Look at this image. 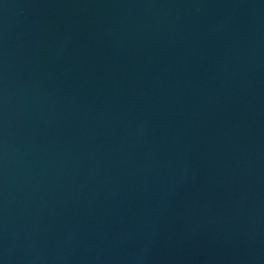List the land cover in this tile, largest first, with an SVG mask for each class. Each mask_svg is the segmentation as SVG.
I'll list each match as a JSON object with an SVG mask.
<instances>
[{"label":"water","instance_id":"95a60500","mask_svg":"<svg viewBox=\"0 0 264 264\" xmlns=\"http://www.w3.org/2000/svg\"><path fill=\"white\" fill-rule=\"evenodd\" d=\"M0 264H264V0H0Z\"/></svg>","mask_w":264,"mask_h":264}]
</instances>
